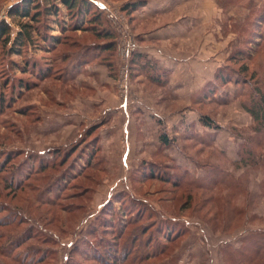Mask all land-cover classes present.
Listing matches in <instances>:
<instances>
[{"label": "rangeland", "instance_id": "rangeland-1", "mask_svg": "<svg viewBox=\"0 0 264 264\" xmlns=\"http://www.w3.org/2000/svg\"><path fill=\"white\" fill-rule=\"evenodd\" d=\"M22 1L0 0V24L11 23L13 37L21 25L19 19L10 16V9ZM104 1L125 17L139 46L138 33L156 28L155 21L140 22L126 12L125 6L132 0ZM216 1L235 14L226 15L219 25L220 52L229 45L233 47L223 69L230 67L232 76L241 80L245 90L250 87L248 94L256 100L253 88L259 84L264 92V0ZM60 7L64 14L68 13L65 6ZM55 30L52 35L59 36V42L51 45L37 38L36 45L23 48L20 55L12 53L13 42L6 44L0 37V264H264V233L255 229L264 227V218L260 220L254 213L264 209L260 203L264 199V146L261 155L246 160L236 153L199 154L193 140L186 146L188 156L206 163L216 159V165L226 170L207 169L208 177L200 179L196 178L199 172H194V164L192 170L182 172L177 163L169 160L170 170L155 169L171 181L181 180L178 187L158 179L133 181V171L87 168L73 177L68 187L62 182L48 192L55 174L67 166L57 164L40 173L37 160L50 162L51 151L70 148L73 143H67L62 129L53 134L38 132V121L43 114L67 110L66 103L81 94L74 82L63 85L60 80L65 70L63 54L97 40L89 29ZM230 35L233 39L228 45L226 37ZM238 48L252 53L251 57L231 61ZM41 66H51L49 77H40ZM243 66L248 72L238 74ZM133 73L131 63L129 95L139 101L140 94L132 92L136 82ZM231 84L227 87L229 95L222 93L218 104L210 103L202 109L245 137L243 133L252 134L258 124H247L246 114L254 118L243 107L248 95L241 96L239 85L233 81ZM59 100L65 101L64 106H58ZM244 122L246 125L241 127ZM260 130L262 136L264 127ZM165 162L168 160L160 163ZM215 176L226 184L211 186ZM200 182L207 186H200ZM16 184L22 185L16 188ZM124 192L141 201L124 198Z\"/></svg>", "mask_w": 264, "mask_h": 264}, {"label": "crops", "instance_id": "crops-1", "mask_svg": "<svg viewBox=\"0 0 264 264\" xmlns=\"http://www.w3.org/2000/svg\"><path fill=\"white\" fill-rule=\"evenodd\" d=\"M92 1L102 8V0ZM139 1L144 5L130 13L140 22L155 21L156 27L138 33L141 44L132 60L136 78L132 92L140 94L139 101H133L130 95L124 100L117 94L118 74H113L108 65L86 63L74 79L81 94L66 103L67 110L43 114L37 131L53 134L62 129L69 144L96 127L99 154L107 172H131L143 163L161 164L163 159L170 166L169 160L177 163L182 172L192 170L194 164V172H199L196 178L200 179L208 177L207 169L226 170L216 165V159L206 163L191 158L186 146L194 140L199 154L241 155L245 137L202 109L210 103L218 104L222 93L230 94L227 87L232 81H221L220 71L233 51L229 45L233 36L226 37L229 46L220 52L219 25L234 12L225 10L216 0L130 3ZM232 10L235 7L231 6ZM64 104L58 101V106ZM246 119L248 125L255 121L248 114ZM260 203L264 207V199ZM254 213L260 220L264 218V209ZM255 229L264 233V227Z\"/></svg>", "mask_w": 264, "mask_h": 264}, {"label": "trees", "instance_id": "trees-1", "mask_svg": "<svg viewBox=\"0 0 264 264\" xmlns=\"http://www.w3.org/2000/svg\"><path fill=\"white\" fill-rule=\"evenodd\" d=\"M144 3V1L128 3L125 6V10L126 12H131L133 9L144 5ZM60 5L65 6V8L68 10L67 14H64ZM10 16L15 20L19 19L21 28L17 32L16 36L13 37L12 24L4 21L0 24V37L5 38L7 42L6 44L13 42L10 49L12 53L16 55H20L23 48L27 47L28 45L35 46V41L37 38L48 43L50 42L51 45L59 42L60 37L52 35V32L56 31V27H58L59 31L61 32L69 31L70 29H89L90 32L95 35V37L97 38L95 42L83 45L73 52H66L61 57V61L65 63L64 74H62L63 76L62 78H60V80H63V85H71L74 82V79L78 72L82 70V66L86 63H105L112 70L113 74H118V33L107 18L105 10L99 7L97 4L92 3L90 0H23L20 5L17 4L10 9ZM261 16L258 17L259 20ZM26 19H28V22H22ZM259 20L257 21L259 22ZM84 23H87L89 25L82 26L84 25ZM251 41L250 39H248L250 45ZM255 41L258 40L255 38ZM253 44H255V46L258 48L260 47L259 44H256L255 42ZM46 47L47 46H44L45 49H48ZM251 54L252 53L245 51L244 48H238L237 52L231 55L230 60L237 61L241 57L250 58ZM33 65H35V63ZM40 68L41 70H43V74H40V77L46 78L50 76L51 66H41ZM229 68L230 67L224 68L220 71L221 81H233L237 85H239V87H241V80L232 76V73H234V71H229ZM247 72L248 68L243 66L241 71H238L237 73H241V75H244ZM243 83L245 85L248 84V82L246 81H243ZM250 84L251 83L249 82L248 85ZM239 87L238 91H240L241 96L244 95V93L248 95V98L246 100H243V107L253 115L255 122L258 124V127L253 130L252 134L245 133L246 136L245 141L242 145L241 155L244 156V159L248 160V158H252L253 156L257 157V155H261L260 149L262 146H264V134L261 136V133L263 131L260 130L262 126L264 127V92H261L259 84L257 88H253V92L256 95L255 100L251 99L252 96L250 93L248 94L249 89H251L250 87L248 88V90H245V86L241 88ZM69 92L70 91H68V93ZM96 129V127L87 129L82 134L80 139L77 142H74L70 148H55V150L51 151V154H53V158L50 162L43 164L41 162L42 160H37L39 161V168H37V170L40 173H43L51 168H55L57 164H66L67 166L62 172L60 171V173L58 172L57 174H55V181L53 183H49L48 185L50 189L48 191L49 193H51L54 186H57L62 182L65 184V187H68L71 180H73V177H77L84 169L90 168L96 171H106L105 160L99 154V138L97 134H95L90 141L86 142V139L92 136V134L96 132ZM89 147L91 149H89ZM60 155L62 156L61 160L57 162V157L59 158ZM82 159H85L86 162L82 163ZM160 167L165 168L167 171L170 170V166L165 163H143L138 169L133 171L131 179L133 181L136 178H138L139 181L147 179H158L164 182H171L174 186L177 187L180 186L181 180L171 181L169 176L167 177L165 174L155 172V169H160ZM141 171L143 173H141ZM69 172L72 173V175L69 176ZM136 174L138 175V177L136 176ZM211 181V186H216L223 183L226 184L223 178L219 180L218 178H216V176L214 179H211ZM12 184H14L13 177ZM21 185L22 184H16L15 187L18 188ZM200 186L207 185L203 182H200ZM123 197H130L133 201L136 202L141 201L137 197L131 196L126 192H124ZM47 199L49 200L51 198ZM167 219L168 218H164V220ZM166 239H168V236L166 237ZM135 240L138 241L139 239L136 238Z\"/></svg>", "mask_w": 264, "mask_h": 264}, {"label": "built area", "instance_id": "built-area-1", "mask_svg": "<svg viewBox=\"0 0 264 264\" xmlns=\"http://www.w3.org/2000/svg\"><path fill=\"white\" fill-rule=\"evenodd\" d=\"M106 16L118 33L117 55L119 61L118 94L124 100L129 96L130 67L133 57L140 46L134 39L126 19L120 12H116L104 0L100 2Z\"/></svg>", "mask_w": 264, "mask_h": 264}]
</instances>
